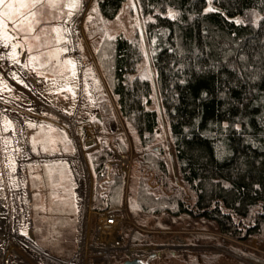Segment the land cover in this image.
<instances>
[{
    "label": "trees",
    "instance_id": "obj_1",
    "mask_svg": "<svg viewBox=\"0 0 264 264\" xmlns=\"http://www.w3.org/2000/svg\"><path fill=\"white\" fill-rule=\"evenodd\" d=\"M126 1L94 0L86 35L113 98L100 99L97 118L106 125L118 113L141 145L132 209L187 212L232 238H264V0H134L143 45L103 28ZM148 55L154 79L139 74ZM155 85L179 183L170 153L152 144L161 124ZM128 154L123 137L91 153L95 209L121 204Z\"/></svg>",
    "mask_w": 264,
    "mask_h": 264
},
{
    "label": "rangeland",
    "instance_id": "obj_2",
    "mask_svg": "<svg viewBox=\"0 0 264 264\" xmlns=\"http://www.w3.org/2000/svg\"><path fill=\"white\" fill-rule=\"evenodd\" d=\"M10 2L14 5L11 18L17 21V24L5 20L8 23L7 38L3 30V33H0V54L8 57L6 64L1 58L2 55L0 56V118L4 121L6 130L9 129L8 132L11 129L14 136H20L22 139L21 150L16 148L18 144L15 145V138L10 142V148L24 162L21 177L25 181L24 203L26 202L27 213L21 205L19 221L22 223L23 217L26 216L28 223L24 225L22 235L31 238L29 233L32 232L35 237L33 241L39 246L50 249L60 257L71 256L76 250L78 222L73 193L74 176L70 164L57 153L66 155L79 153L78 158L87 165L94 191L96 181L91 153L100 148L103 139L123 137L127 139L129 154L124 161L128 163L125 193L119 205H127L132 221L139 227L135 232L134 241L142 242L143 239H147L151 243H168L172 240L180 243L179 248L172 250L167 247L160 251L152 264H204V257L208 258L211 255L217 256L207 261V264H264V238L258 236L247 240L232 238L220 232L215 220L187 212L172 214L166 210L147 213L132 209L134 186L132 184H135L134 176L137 175L133 164L134 159L142 153V149L135 130L118 113L108 119L106 125L95 117V112H100V99L104 95H108L112 101L113 98L91 41L86 35V30L95 24L93 7L91 6L85 17L84 34L78 36L81 54L79 53L77 59L74 55L68 54L65 29L60 21L66 12L78 9L80 0H53L55 7L47 3L38 6L33 9L36 12L35 19L29 17L27 20L15 11V8L19 7V0ZM73 3L77 4V7L69 8L68 5ZM209 5H212V0H209ZM28 11L29 9L21 10L22 13ZM30 28L35 30L29 31ZM103 28L108 35L124 34L131 40L140 39L141 44H145L143 22L134 0H127L118 17L106 21ZM19 47L21 50L27 49L23 65L19 62L21 55ZM22 69L26 72V81L22 80L24 78ZM139 70V74L149 76L151 73L152 78H155L148 57ZM31 76L36 78L35 83L30 80ZM154 97L158 98L156 85ZM155 105L161 112V124L152 144L158 148L161 146L170 153L172 146L158 99ZM76 106L77 108L82 106L78 115L76 111L74 112ZM61 111L78 121L99 123L97 127L100 134L94 148L87 151L81 142L75 145L59 117ZM170 164L173 165L172 156ZM173 173V182L179 183L178 177L176 178ZM27 181L30 182L32 190L31 200L28 199L25 189ZM4 245L8 246L11 254L8 257V264H11L13 254L23 258V261H26L24 264H42L35 253L19 242L6 240ZM124 260L125 256L116 255L113 264H123Z\"/></svg>",
    "mask_w": 264,
    "mask_h": 264
},
{
    "label": "built area",
    "instance_id": "obj_3",
    "mask_svg": "<svg viewBox=\"0 0 264 264\" xmlns=\"http://www.w3.org/2000/svg\"><path fill=\"white\" fill-rule=\"evenodd\" d=\"M93 3L94 0H80L78 9L71 11L73 13L71 18L68 11L60 21L65 29L68 54L74 55L77 59L79 53L81 54L78 36L84 34V20ZM59 117L75 145L81 142L87 151L97 145L99 123L78 121L63 111ZM57 155L63 156L70 164L74 176L73 193L78 210L76 250L69 257H60L34 242L40 257L35 255L42 264H113L114 257L119 254L125 256L129 253L130 258L147 259L151 254L159 253L167 247L172 250L180 247V243L172 240L168 243H151L147 239H143L142 242L134 241L135 232L139 227L132 221L127 205L95 209L93 184L90 182L87 165L76 154Z\"/></svg>",
    "mask_w": 264,
    "mask_h": 264
},
{
    "label": "bare ground",
    "instance_id": "obj_4",
    "mask_svg": "<svg viewBox=\"0 0 264 264\" xmlns=\"http://www.w3.org/2000/svg\"><path fill=\"white\" fill-rule=\"evenodd\" d=\"M0 33H3V31L0 30ZM1 55L2 54H0V56ZM1 58L4 59V62H6L7 64L8 62L7 55L4 56L2 55ZM20 68L21 66H19V69ZM22 71L24 73L23 75L24 78L22 80L25 79L26 81L27 80V77L25 76L26 72L23 69ZM4 119L6 121V118ZM3 122L4 121H1L0 118V264H8L9 263L8 257L11 256V254H9L10 251L8 246L4 245V242L6 240H10L11 242H15V243L19 242L21 245L25 246L28 250L35 253L39 257H40L39 255L40 252L35 247V243L34 241H32L30 237H28L27 235H22L21 231L24 228V225H27L28 223L27 222L28 219L26 218V216L25 218L23 217L24 220L22 219L23 224L20 223L19 221L21 205L23 207L24 212L27 213L26 210L27 207L25 205L26 202L24 203L25 200H24L23 185L25 181L21 177V173L24 169V162L23 159L20 158V156L18 157L15 154V151L10 148L11 147L10 142L11 139L13 140V138H15L14 143L15 145L18 144V147L16 146V148H19L21 150L22 139L20 138V136H14V134L11 133V129L10 132H8L9 129L6 130V127H4L5 124L3 125ZM10 125L11 124H9L8 126L10 127ZM11 127H13V125ZM80 154L82 155V153ZM24 157H26V154L24 155ZM28 229L30 228L28 227ZM12 250H14V248ZM11 261H12L11 264L12 263L24 264V262H26L23 261V258H19L18 255L16 254L12 255Z\"/></svg>",
    "mask_w": 264,
    "mask_h": 264
},
{
    "label": "snow or ice",
    "instance_id": "obj_5",
    "mask_svg": "<svg viewBox=\"0 0 264 264\" xmlns=\"http://www.w3.org/2000/svg\"><path fill=\"white\" fill-rule=\"evenodd\" d=\"M49 4L51 7H55V3L53 0H28V2H25V0H19V7L15 8V11L17 13H20L24 20H27L29 17L32 19H35L36 12L33 9H36L38 6H42L44 4ZM69 8L75 9L77 7V4L73 3L68 5ZM0 9H3V11H0V30H3L5 33V36L7 38V32H8V23L5 22V20L10 21L14 25L17 24V21L12 20L11 13L14 9V5L10 0H0ZM22 9H29L27 13H22ZM73 13L69 11L68 16L71 18ZM68 21H65L67 23ZM39 23V21H37ZM34 28H30L29 31H34ZM69 63H71L69 61Z\"/></svg>",
    "mask_w": 264,
    "mask_h": 264
},
{
    "label": "water",
    "instance_id": "obj_6",
    "mask_svg": "<svg viewBox=\"0 0 264 264\" xmlns=\"http://www.w3.org/2000/svg\"><path fill=\"white\" fill-rule=\"evenodd\" d=\"M18 50H19V52H21L19 62L21 65H23L25 62V58H26V49L21 50V48L19 47ZM148 60L151 63L149 55H148ZM152 75H154V73ZM30 80L33 83H35V78L33 76L30 77ZM99 118L101 119L100 115H99ZM155 150H158V147H155ZM170 154H171L172 159H173V165L172 166H173V170H174V175L177 178V167H176V163L174 160L173 152L171 151ZM177 182H178V178H177ZM26 189H27L28 199L31 200L32 190L30 189V182L29 181L26 182ZM29 234H30L31 238L34 240L35 237H34L33 233L31 232ZM156 257H157V254H151L148 257V259L144 260L142 258H130V254L127 253L123 264H151V261L153 259H155ZM229 264H234V263H229Z\"/></svg>",
    "mask_w": 264,
    "mask_h": 264
},
{
    "label": "crops",
    "instance_id": "obj_7",
    "mask_svg": "<svg viewBox=\"0 0 264 264\" xmlns=\"http://www.w3.org/2000/svg\"><path fill=\"white\" fill-rule=\"evenodd\" d=\"M25 49V48H24ZM27 50V49H26ZM35 78V77H34ZM35 82H36V78H35ZM81 108H82V106L80 107V108H77V106L75 107V109H74V112L76 111V114L78 115V113L81 111ZM73 112V113H74ZM96 114H95V117L97 118V114H98V112H95ZM75 114V113H74ZM75 114V115H76Z\"/></svg>",
    "mask_w": 264,
    "mask_h": 264
},
{
    "label": "flooded vegetation",
    "instance_id": "obj_8",
    "mask_svg": "<svg viewBox=\"0 0 264 264\" xmlns=\"http://www.w3.org/2000/svg\"><path fill=\"white\" fill-rule=\"evenodd\" d=\"M153 260H154V259H153ZM153 260H152V261H153ZM152 261H151V264H152Z\"/></svg>",
    "mask_w": 264,
    "mask_h": 264
}]
</instances>
